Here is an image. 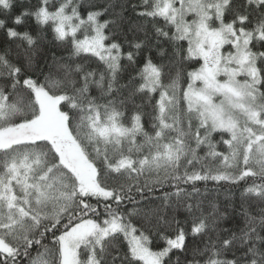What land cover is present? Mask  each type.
<instances>
[{
	"label": "snow or ice",
	"instance_id": "6c2138e0",
	"mask_svg": "<svg viewBox=\"0 0 264 264\" xmlns=\"http://www.w3.org/2000/svg\"><path fill=\"white\" fill-rule=\"evenodd\" d=\"M0 264H264V0H0Z\"/></svg>",
	"mask_w": 264,
	"mask_h": 264
}]
</instances>
